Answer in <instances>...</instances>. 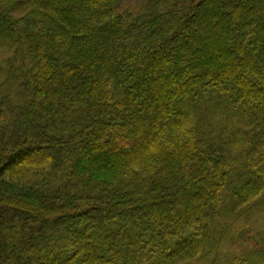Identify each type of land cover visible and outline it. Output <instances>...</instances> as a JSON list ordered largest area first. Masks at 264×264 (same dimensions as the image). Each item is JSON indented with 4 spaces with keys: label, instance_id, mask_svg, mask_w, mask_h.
<instances>
[{
    "label": "trees",
    "instance_id": "1",
    "mask_svg": "<svg viewBox=\"0 0 264 264\" xmlns=\"http://www.w3.org/2000/svg\"><path fill=\"white\" fill-rule=\"evenodd\" d=\"M0 264H264V0H0Z\"/></svg>",
    "mask_w": 264,
    "mask_h": 264
},
{
    "label": "rangeland",
    "instance_id": "2",
    "mask_svg": "<svg viewBox=\"0 0 264 264\" xmlns=\"http://www.w3.org/2000/svg\"><path fill=\"white\" fill-rule=\"evenodd\" d=\"M143 0H126L127 4L135 5L139 4V2H142Z\"/></svg>",
    "mask_w": 264,
    "mask_h": 264
}]
</instances>
